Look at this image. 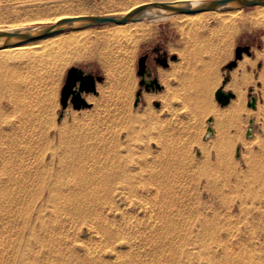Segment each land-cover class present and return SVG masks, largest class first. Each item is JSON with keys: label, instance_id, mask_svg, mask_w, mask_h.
I'll use <instances>...</instances> for the list:
<instances>
[{"label": "rangeland", "instance_id": "rangeland-1", "mask_svg": "<svg viewBox=\"0 0 264 264\" xmlns=\"http://www.w3.org/2000/svg\"><path fill=\"white\" fill-rule=\"evenodd\" d=\"M135 1L139 0H0V26L18 23L23 19H32L40 13H53L57 9H91L95 10L94 12H99L104 8L122 7ZM242 9L226 21L219 20L216 12L202 13L198 20L185 23L182 27H179L175 22L179 20L180 16H183L181 18L186 17L185 13L146 19L142 20L139 29L134 25L126 26L127 29L132 28L134 36L119 39L100 35L107 28L115 26L116 23L89 26L78 31L68 29L55 36L47 37L46 40L43 39L44 41H38L40 42L38 45L9 50L6 52L9 56H0V175L3 177L2 181L0 180V183L2 182L0 194L2 192V194L10 196L7 198L1 194L0 197V217L4 213L3 218H0V244H2L0 259H3L0 262L2 264H14L15 262L17 264L19 259L22 260L23 251L34 253L36 250L34 255L37 257L32 258L33 253H31V259L27 255V259H23L20 263L42 264L46 261L43 264H83L87 261L85 264H124L127 260L125 264H139V261H141L140 264H145L148 260L147 264H157V261L160 260L159 264H210L211 262L213 264H230V262L236 264V261L238 264H264V176L262 175L264 174V6L258 5ZM254 18L257 21H251ZM81 31L84 32V36L80 33ZM246 44L251 46V52H244L243 57L238 59L237 65L229 69L227 65L236 59L237 46ZM145 53L149 54L147 63L152 75L157 76L163 85L160 90L148 91L140 83L139 59ZM173 55H177V57L173 58ZM164 56L168 58L167 65L157 61V58ZM244 56H249L250 59L244 66H241L239 62ZM72 67H78L83 72L94 76L96 80V91H83V96L88 102L85 107L76 108L70 102L66 108H63L61 103L62 88L66 82L68 71ZM98 76H103V79L99 80ZM239 84L244 94L240 102L233 104L232 100L229 104L222 105L217 100L215 93L219 87L224 85L226 91H233L238 95ZM140 89H142L141 99L136 103L137 92ZM176 93H179V100L174 99L178 97ZM251 93L257 98L256 107L248 105ZM147 94L153 97L150 99ZM210 118H212V122L209 121ZM252 119L253 123H251ZM250 126L253 128V133L249 136L247 132ZM209 127L213 128V132L211 135L205 136ZM170 147L173 151L175 150L173 154ZM239 147L241 148L240 156H237ZM163 149H165V153ZM207 152H209V156H207ZM162 156L164 158L161 160ZM164 159L166 162L169 161L170 165L166 164ZM175 159H178L179 163ZM174 161L175 163H172ZM77 163L80 164V172L82 173L83 170L85 173H77L79 171ZM9 166L12 167V170L9 169ZM20 167L23 168V172ZM13 168L17 171H14ZM175 168L177 169L175 170ZM259 168L263 170L261 171ZM36 169L40 171L36 173ZM171 169L172 171H170ZM178 169L179 173H177ZM8 170L12 172L15 179L17 176L24 177L17 178L18 182L14 180L10 188V191L15 189L12 191L13 193L7 192L5 176ZM117 170L120 171L119 175ZM174 170L175 172H173ZM68 171H72V173L68 174ZM90 171L91 173H89ZM141 171L145 173L142 174ZM259 171L262 181L259 180L261 175L258 177L259 174H257ZM25 172L26 174H24ZM93 172L97 174L95 177ZM111 172L121 176V179L117 177L116 181L114 177L113 179L109 178L113 176ZM138 173L144 176H139ZM148 173H151L152 176H149ZM130 174L136 177L132 180ZM160 174L161 177L158 178L157 176ZM174 175L175 177L179 176L177 180L176 178L170 179L174 178ZM88 176L90 177L85 179ZM97 178L99 180L102 178L105 182L104 180L99 181ZM30 179L32 180L29 181ZM59 179H62L60 181L65 180L60 183V185L64 184V190L61 191L62 196L58 195V198H55L57 200L55 204L60 206L63 201H68L59 199L75 195L71 196V200L72 203L75 202L78 205L74 207L75 204L68 203V207H73L70 208L71 212L68 210L71 214L65 223V213L62 212L54 217L52 213L49 214L48 210L41 207L45 203L47 206V201L50 206L53 202L49 201V199L51 200L49 193L40 192L43 191L44 186H49L44 184L51 183L50 185H52L53 182H60ZM111 179L114 182L111 183ZM161 179L164 181H158ZM168 179L171 181H167L169 185L166 183ZM70 180L72 181L70 182ZM85 180L87 185L76 186L79 182L84 184ZM127 180L129 181L127 182ZM152 181L155 182V185ZM22 183L25 187H22ZM41 183L43 186L40 185ZM160 183H163V188ZM121 184L126 189L125 192L129 191L131 195L134 194L135 204L149 202L150 199L149 203L153 204V208H158L156 211L153 209L156 213L151 212L152 219L149 215L145 216L133 209L128 210L126 216L130 213L128 217H132L130 220L136 225H131L126 217L121 216L119 208L126 207L124 199H120L122 196L117 190L120 189ZM37 185L42 189L40 190ZM113 185L114 188H112ZM156 185L157 187H155ZM149 186L154 188L150 189ZM30 187L34 189L33 195V189ZM106 187L110 189L108 188V190ZM130 189L134 190H132L133 194ZM154 189L157 191L155 192L157 196L152 194ZM172 189L174 192L171 193L174 194L170 193L173 191ZM28 190L31 192L29 193ZM37 190L39 193H36ZM159 190L160 192H158ZM163 190L165 192L162 195ZM166 191V196L171 200L166 196L165 200L168 201L162 198ZM129 192L123 194V197L127 194L130 195ZM115 194H118L117 197ZM160 194L162 197L158 196ZM15 195L16 197H13ZM145 195L149 199L145 198ZM82 196H84V200ZM135 200L140 201L136 202ZM42 201L45 202L43 205ZM169 201H172L173 205L174 203L178 205L173 206ZM110 203L115 209L109 212L106 208ZM166 204L174 208L169 209ZM162 206L168 210L161 209ZM79 208L83 213H80ZM15 209L19 211L16 212ZM83 209L88 211L85 210V212ZM40 210L41 212L44 210L45 217L49 216L48 219L44 217V223L40 218L43 213ZM170 210H173L174 214L173 211L171 214ZM163 211L172 218L176 216L174 219H176V223L179 221L178 225L173 223L170 216H165ZM132 214L135 217L131 216ZM36 215L37 219L40 218L39 220L35 219ZM104 215L106 216L104 217ZM158 215L161 217L158 218ZM153 216H155L154 219ZM10 218L13 222L10 221ZM98 218L99 220H97ZM160 219H163L164 222L162 223ZM138 221L141 222L140 225ZM95 222L100 223L99 226L98 223L96 224V230L101 233L103 239L99 242L97 231L89 227L90 224L95 225ZM167 223L170 231L167 230ZM33 224H37V226ZM31 225L41 232H37L35 227L31 228ZM46 225L47 227L56 225L54 227L55 236L61 234V241L64 234H69L67 242H63L62 246L57 245V240L53 244L55 246L50 251V255L53 252L56 254H53V260L50 263L44 258V256L47 258L46 254L49 253L43 252L46 245L42 247L39 244L37 246V243L32 241V236L36 237L37 233L40 235V233L46 232L45 229L48 230L49 227L47 228ZM107 225L108 227H106ZM109 225L112 226L111 229ZM133 226H136V229ZM173 227L175 229H172ZM10 228L12 231L14 229L13 233L10 232ZM165 229L167 232H164ZM29 231L31 234L35 231L36 236L31 235ZM143 231L145 232L143 233ZM23 233L29 239L24 238L25 235H22V238L19 237ZM161 233L162 235H159ZM167 233H170L171 236H169L170 234L166 235ZM141 234L145 238H142ZM15 235H17V238L15 237L17 240H14ZM146 236L149 237H147V241ZM160 237H163L165 242ZM170 237H173V240ZM108 240L110 241L108 242ZM125 240L131 242L130 246H126L129 243H126ZM167 240L168 242H166ZM8 241L13 242L9 244ZM26 241L32 244V248L28 249L29 244H26L27 247H21L25 246ZM157 241L159 242L157 243ZM14 242L17 246L21 245L18 248L20 247L22 253L18 248H15L17 246H14ZM5 243L6 246H4ZM35 243L36 245H33ZM213 243L214 245H211ZM111 245L115 246L113 250L110 249L113 248ZM33 246L39 249L36 247L33 249ZM213 246L216 248L214 249ZM211 248L215 250L214 253ZM60 250L62 251L60 252ZM37 252L39 257L42 256L40 259H38ZM175 252L178 254L175 255ZM81 256L85 258L83 259ZM74 257L79 259L76 260ZM15 258H19L18 261ZM142 258L146 261H143ZM209 258L212 259L211 262H209ZM153 260L156 263L155 261L152 263ZM162 260H167V263ZM203 260L208 262L205 261V263ZM214 260L215 262H213Z\"/></svg>", "mask_w": 264, "mask_h": 264}, {"label": "bare ground", "instance_id": "bare-ground-1", "mask_svg": "<svg viewBox=\"0 0 264 264\" xmlns=\"http://www.w3.org/2000/svg\"><path fill=\"white\" fill-rule=\"evenodd\" d=\"M161 1H176V0H161ZM150 2H153V1H150ZM150 2L147 1V0H139V1H135V2H133V3H131V4H128V5H126V6H122V7H108V8H104V9H102V10L99 11V12H94L95 10H91V9H72V8L70 9V8H66V6H63V8H66V9H61V10H58V9H57V10H56L55 12H53V13H50V12H49L50 14H49V13H46V14H45V13H40L39 15H37V17L32 18V19H23V20L19 21L18 23H12V24H9V25H7V26H0V30H3V29L11 30V29H16V28H23V27H28V26H32V25L41 24V23H55V22H57V21H59L60 19H63V18H67V17H76V16H80V15L125 14V13L130 12L131 10H133L134 8H136V7L140 6V5H143V4H146V3H150ZM261 6H264V5H261ZM242 10H243L242 8H239V9H234V10H204V11H198V12L185 13L187 16L184 17V18H181V17H183V16H180L179 20H176L175 23H176L177 25H179V27H182L185 23L195 22L196 20H198V19L200 18V16H201L200 14H202V13H206V12H216V13L218 14L217 17L219 18V20H221V21H226V20H228L230 17L235 16V15L237 14V11H242ZM90 11H93V12H90ZM251 21L255 22V21H257V19L254 18V19H251ZM142 22H143L142 20H131V21H127V22L116 23V24H114L115 26H113L112 28H107V29H106L105 31H103L100 35H101V36H104V37H107V38H113V39H119V38H121V37L134 36V31L132 30V28L127 29L126 26H133V25H134L135 27H138L137 29H139V26H140V24H141ZM88 27H89V26H88ZM84 28L86 29V27H83V28H76V29H70V30H72V31H78V30H80V29H84ZM59 33H62V31H61V32L54 33V34L49 35V36H45V37H42V38H38V39H36V40H32V41H28V42H24V43H21V44H16V45H11V46L0 47V56H6V55L9 56V54L6 53V52L9 51V50H13V49H14V50H17V49L28 48V47H30V46L38 45V44L40 43V42H38V41H41V40L44 41L43 39L46 40L47 37H52V36H55V35H57V34H59ZM80 33L83 34V36L85 35L83 31H81ZM96 36H99V35H96ZM249 59H250L249 56H244V58L239 62V64H240L241 66H244L246 62H249ZM162 73H165V72L162 71ZM238 86H239V87H238V88H239V93H238V95H236V97H233V98L231 99V101L233 100V101L231 102V103H233V104H236V103L240 102V101L243 99V95H244V94H243V91L241 90V86H240V84H239ZM174 94H175V93H174ZM176 95H177L178 97H175L174 99H175V100H176V99L179 100V93H176ZM147 97H149V98L151 99L153 96L147 94ZM211 134H212V133H209V135H211ZM209 135H208V136H209ZM205 136H206V135H205ZM165 146H166V145H165ZM168 146H169V145H168ZM166 147H167V146H166ZM164 148H165V147H164ZM168 148H169V147H168ZM168 148H167V150H169ZM170 148H171V150H172V147H170ZM167 150H166V151H167ZM171 150H169V151H171ZM163 151H164V153H165V149H163ZM174 151H175V150H174ZM174 151L172 150V154H173ZM166 153H167V152H166ZM170 153H171V152H170ZM208 153H209V152H207V156H209ZM167 154H169V153H167ZM167 154H166V155H167ZM161 155H163V154H161ZM166 155H164V156H166ZM169 155H170V154H169ZM159 156H160V155H159ZM175 156H176V155H174V157H175ZM171 157H172V155H171ZM174 157H173V158H174ZM176 157H177V156H176ZM163 158H164V157L162 156L161 160H162ZM169 158H170V156H169ZM157 159H158V158H157ZM166 159H167V157H166ZM171 159H172V158H171ZM171 159H169V160H171ZM167 160H168V159H167ZM173 160H174V159H173ZM176 160L178 161V159H175V161H176ZM175 161L172 162V163H175ZM68 162H69V161H68ZM68 162H66V163H68ZM156 162H157V161H156ZM161 162H162V161H161ZM164 162H166L165 159H164ZM167 162H168V163H167ZM167 162H166V164H169V161H167ZM69 163H71V162H69ZM177 163H179V161H178ZM260 163L263 164L262 162H260ZM158 164H160V162H158ZM163 164L165 165V163H163ZM77 165H79L78 169L81 168V167H80V164L77 163ZM81 165H82V164H81ZM155 165H156V164H155ZM160 165H161V164H160ZM160 165H158V166H160ZM169 165H170V164H169ZM174 165L177 166V164H174ZM174 165H172V166H174ZM263 165H264V164H263ZM263 165H262V166H263ZM71 166H72V165H71ZM166 166H168V165H166ZM9 167H10L9 169L12 170V169H11L12 167H11V166H9ZM72 167L74 168V166H72ZM83 167H84V166H83ZM156 167H157V166H156ZM156 167H155V168H156ZM162 167H163V165H162ZM168 167H169V166H168ZM168 167H167V168H168ZM178 167H179V165H178ZM259 167H261V166H259ZM263 167H264V166H263ZM263 167H261V168H263ZM6 168H7V167H6ZM20 168H22V167H20ZM25 168H27V167H25ZM73 168H72V169H73ZM155 168H154V170H155ZM164 168H165V167H164ZM261 168H259V169H261ZM13 169H14V171H17V169H16V170H15V168H13ZM27 169H28V168H27ZM29 169H31V168H29ZM64 169H65V168H64ZM69 169H70V168H69ZM69 169H68V170H69ZM82 169H83V168H82ZM84 169H85V168H84ZM149 169H150V168H149ZM151 169H152V168H151ZM156 169H157V168H156ZM168 169H170V168H168ZM176 169H177V168H175V170H176ZM10 170H8V172L5 171V172H6V176H5L6 179H5V182H6L7 192L10 191L11 185H12V183L14 182V180H17V178H19V176H17V178L15 179V176L12 174V172H10ZM18 170H19V169H18ZM74 170H75V168H74ZM93 170H94V169H93ZM95 170H96V169H95ZM106 170L108 171V168H106ZM106 170H105V171H106ZM119 170H121V169H119ZM119 170H117V171H119ZM125 170H126V169H125ZM146 170H147V169H146ZM175 170H174L173 172H175ZM181 170H182V169H181ZM262 170H263V169H261V171H262ZM14 171H13V172H14ZM19 171H20V170H19ZM19 171H18V172H19ZM21 171L23 172V168H22ZM24 171H25V170H24ZM30 171L32 172V170H30ZM36 171H37V169H36ZM39 171H40V170H39ZM39 171H37L36 173H38ZM41 171H42V170H41ZM76 171H77V170H76ZM80 171H81V170L79 169V171H77V173L80 172ZM102 171H104V170H102ZM122 171H123V173H125L124 170H122ZM128 171H130V170L128 169ZM157 171H158V170H157ZM168 171H169V170H168ZM170 171H172V169H171ZM178 171H179V169L177 170V173H179ZM5 172L2 173V174L4 175ZM18 172H16V173H18ZM27 172H28V171H27ZM31 172H30V173H31ZM64 172H66V171H64ZM64 172H60V173H64ZM69 172L72 173V171H68L67 173L69 174ZM97 172H99V171H97ZM115 172H116V171H115ZM126 172H127V171H126ZM138 172H140V171H138ZM141 172H142V171H141ZM150 172H151V171H150ZM154 172H155V171H154ZM158 172H159V171H158ZM160 172H161V169H160ZM166 172H167V171H166ZM181 172H182V171H181ZM181 172H180V174H182ZM33 173H35V172H33ZM33 173H32V176H33ZM40 173H41V172H40ZM40 173H39V174H40ZM60 173H59V174H60ZM80 173H81V172H80ZM82 173H85V172H83V170H82ZM82 173H81V174H82ZM89 173H91V171H90ZM93 173H94V172H93ZM93 173H92V174H93ZM105 173H106V172H105ZM144 173H145V172H144ZM144 173L142 172V174H144ZM155 173H156V172H155ZM161 173H162V172H161ZM164 173H165V172H164ZM14 174H15V173H14ZM19 174H21V173L19 172ZM24 174H26V172H25ZM27 174H28V173H27ZM39 174H38V175H39ZM41 174H42V173H41ZM73 174H75V173H73ZM81 174H80V175H81ZM92 174H91V175H92ZM94 174H95V173H94ZM94 174H93V175H94ZM100 174H101V173H100ZM108 174H109V172H108ZM111 174H113V173L111 172ZM111 174H110V175H111ZM119 174H120V171L118 172V175H119ZM126 174H127V173H126ZM132 174H133V173H132ZM132 174H130V177H131V179L133 180V178L136 177V176L133 177V175H135L136 173L133 174V175H132ZM138 174H139V173H138ZM140 174H141V173H140ZM140 174H139V176H142V177L144 176V175H140ZM148 174H149V173H148ZM150 174H151V173H150ZM150 174H149V176H152V175H150ZM152 174H154V173L152 172ZM170 174H171V172H170ZM174 174H176V173H174ZM257 174H259L258 177H260V175H261V174H260V171H259V173H257ZM17 175H18V174H17ZM38 175H37V176H38ZM60 175L62 176V174H60ZM65 175H66V173H65ZM71 175H72V174H71ZM76 175H77V174H76ZM96 175H97V174H95L94 177H95ZM98 175H99V174H98ZM102 175H103V174H102ZM102 175H101V177H102ZM128 175H129V174H128ZM136 175H137V174H136ZM145 175H146V174H145ZM168 175H169V173H168ZM168 175H167V176H168ZM178 175H179V174H178ZM262 175L264 176V174H262ZM262 175H261V178H260V179L258 178V179L261 180V181H262ZM37 176H36V177H37ZM39 176H40V175H39ZM73 176H74V175H73ZM78 176H79V175H78ZM78 176H76V177H78ZM104 176H105V175H104ZM115 176H116V177H115ZM149 176H148V177H149ZM156 176H157V175H156ZM164 176H165V174H164ZM172 176H173V174H172ZM5 177H4V178H5ZM29 177H30V176H29ZM62 177H63V176H62ZM81 177H83V176H81ZM84 177H85V176H84ZM89 177H90V176L86 177L85 179H88ZM105 177H106V176H105ZM113 177H114V179H116V181H117V177H118L119 179H121V176L119 177V176H117V174H116V175L113 174V176H112V177H109V178H112V179H113ZM124 177H125V176H124ZM127 177H128V176H127ZM154 177H155V176H154ZM157 177H158V178L161 177V174H160V176H157ZM170 177H171V176H170ZM177 177H179V176H177ZM177 177H175V175H174V178L171 177L170 179H171V180H174V179L176 178V180H177ZM1 178H3V177H1V175H0V180H1ZM20 178H24V177H20ZM20 178H19V179H20ZM25 178H26V177H25ZM30 178H31V177H30ZM32 178H33V177H32ZM60 178H61V177H60ZM66 178H67V177L65 176V179H66ZM73 178H75V177H73ZM78 178H79V177H78ZM91 178H93V177H91ZM98 178H99V177H98ZM98 178H97V180H99ZM145 178H146V176L144 177V180H145ZM151 178H152V177H151ZM151 178H150V179H151ZM162 178H163V176H162ZM39 179H40V178H39ZM63 179H64V178H63ZM75 179H76V178H75ZM81 179H82V178H81ZM83 179H84V178H83ZM105 179H106V178H105ZM112 179H111V183L114 182V181H112ZM119 179H118V180H119ZM127 179H128V178H127ZM131 179H130V180H131ZM140 179H141V178H140ZM150 179H149V180H150ZM152 179H155V178H152ZM152 179H151V180H152ZM164 179H167V178L164 177ZM170 179L166 180V183H167V181H169ZM27 180H28V179H27ZM27 180H26V181H27ZM31 180H32V179H30L29 181H31ZM35 180H36V178H35ZM60 180H62V179H59V181H60ZM94 180H95V179H94ZM101 180H102V178H101L99 181H101ZM103 180H104V179H103ZM103 180H102V181H103ZM122 180H123V179H122ZM122 180H121V181H122ZM125 180H126V179H125ZM155 180H156V179H155ZM155 180H154V181H155ZM1 181H2V180H1ZM3 181H4V180H3ZM24 181H25V179H24ZM43 181H44V180H43ZM57 181H58V180H57ZM64 181H65V180H64ZM64 181H60V182H58V183H57V182H56V183L53 182L52 185H50L51 183H50V184H46V183H45L44 185H49V186H48V187H47V186H44V189H42L41 186H38V185H37V186L39 187L40 190H41V189L43 190V191H40V192H45V191H46L47 193H49V194H50V197H49V198H51V200L49 199V201H51V202L53 201V202H52V205L50 206V205H49L50 203H48V201L45 199V200L47 201V204H48V205L45 206V205H46V203H45L46 201L43 200V201H45V202L42 201V203H41V202H40V203H41L42 205H43L44 203H45V204H44L43 206H41V205H40V206H41L42 208L48 210L49 214L52 213L53 216H54V215L57 216V215H59V214L62 213V212L65 213V219H64V223H65V220H66L67 218H69V215L71 214V213L68 212V210L70 211V208L73 207V206H71V205H70L71 207H68V203H69V204L72 203L71 196H75V195H71V196L67 197V194H66V197H67V198L63 199V197H62V199H59V200L61 201V200H66V199H67L68 202L63 201V203L60 204V206H58V204H55V202L57 201L56 199L58 198L57 196H58V195H61V194H62L61 191L64 190V186H63L64 184H63V185L61 184V185L63 186V188H62V186L60 185V183H62V182H64ZM71 181H72V180H70V182H71ZM79 181H80V180H79ZM108 181L110 182V179H108ZM121 181H120V182H121ZM128 181H129V180H127V182H128ZM146 181H147V180H146ZM146 181H145V183H146ZM158 181L161 182V181H164V180L161 179V180H158ZM17 182H18V180H17ZM67 182H68V181H67ZM76 182H78V181H76ZM83 182H84V181H83ZM87 182H88V181H87ZM92 182H93V181H92ZM104 182H105V180H104ZM118 182H119V181H118ZM133 182H134V181H133ZM142 182H143V181H142V179H141V184L143 185ZM152 182H153V181H152ZM155 182H156V181H155ZM155 182H153V183H154L153 185H155ZM169 182H171V181H169ZM172 182H173V181H172ZM263 182H264V181H263ZM1 183H2V182H1ZM1 183H0V184H1ZM20 183H21V182H20ZM20 183H19V184H20ZM28 183H29V182L27 181V185H29ZM90 183H91V181H90ZM93 183H94V182H93ZM93 183H92V184H93ZM95 183H96V182H95ZM98 183H99V182H98ZM98 183H97V184H98ZM129 183H130V182H129ZM129 183H128V184H129ZM163 183H165V182H163ZM163 183H160L161 186H162ZM166 183H165V185H166ZM17 184H18V183H17ZM30 184H31V183H30ZM85 184H86V180H85L84 184L79 182L78 184H76V186H83V185H85ZM88 184H89V183H88ZM99 184H100V183H99ZM99 184H98V185H99ZM102 184H103V183H102ZM108 184H109V183H108ZM108 184H107V185H108ZM114 184H117V183H114ZM134 184H135V183H134ZM167 184H168V183H167ZM262 184H263V183H262ZM1 185H2V184H1ZM3 185H5V184H3ZM23 185H24V184L22 183V187H25V186H23ZM27 185H26V186H27ZM33 185H34V183H33ZM40 185L43 186V183H41ZM70 185H71V184H70ZM86 185H87V184H86ZM90 185H91V184H90ZM94 185H95V184H94ZM100 185H101V184H100ZM111 185H112V184H111ZM123 185H125V184L123 183ZM142 185H141V186H142ZM144 185H145V184H144ZM157 185H158V184H157ZM157 185H156L155 187H157ZM165 185H164V187H165ZM168 185H169V184H168ZM263 185H264V184H263ZM13 186H14V185H13ZM20 186H21V185H20ZM30 186H31V185H30ZM72 186H73V185H72ZM76 186H75V187H76ZM120 186H121L120 189H117V190H119V195L122 196V198H120V199H121V200L124 199V204H125V206H126L125 208H124V207L119 208L118 211H119V213L121 214V216L124 217V218L126 217V218L128 219V221H130V224L132 225L133 222H131V220H130V219H132V217H130V218L128 217V216L130 215V213H128V216H126V215H127V211H128V210L130 211V209H131V210L133 209V210H135V211L138 212V213H142V214H144L145 216L149 215V217L152 219L151 212L154 211V210L156 211L158 208H157V206H154V207H156L157 209H154V208H153V204L151 205V204L149 203V202H150L149 197L146 196V195L144 196L145 198L147 197V199H149V200H148L149 202L145 201L144 203H139V205H137L138 203L135 204V202H134V198H133V195H134V194H133V192H132L133 189H130V191L132 192L133 195H131V193H130L129 191H127V192L130 193V195L127 194V195H125V197H123V194H125V193H127V192H125L126 189H124V188L122 187V184H121ZM130 186H131V185H130ZM135 186H136V185H135ZM166 186H167V185H166ZM1 187H2V186H1ZM4 187H5V186H4ZM6 187H5L4 189H6ZM15 187H16V186H15ZM40 187H41V188H40ZM103 187H104V186H103ZM109 187H110V186H109ZM109 187H108V188H109ZM114 187H115V186L113 185L112 188H114ZM124 187H125V186H124ZM136 187H137V186H136ZM146 187H147V186H146ZM146 187H145V188H146ZM151 187L154 188L153 186H151ZM167 187H168V186H167ZM263 187H264V186H263ZM30 188H31V187H30ZM30 188H29V189H30ZM69 188H70V187H69ZM72 188H74V187H72ZM76 188L78 189V187H76ZM76 188L74 189V191L76 190ZM84 188L87 189L86 187H84ZM108 188L106 187V189H108ZM116 188H117V186H116ZM118 188H119V187H118ZM132 188H133V187H132ZM142 188H144V187H142ZM149 188H150V186H149ZM152 188H150V189H152ZM162 188H163V186H162ZM173 188H174V187H173ZM19 189H20V187H19ZM22 189L24 190V188H22ZM31 189H33V187H32ZM80 189H81V188H80ZM99 189H100V187H99ZM103 189H104V188H103ZM109 189H110V188H109ZM109 189H108V190H109ZM147 189H148V188H147ZM164 189H165V188H164ZM166 189H167V188H166ZM170 189H171V188H170ZM11 190L13 191V190H15V189H11ZM72 190H73V189H72ZM87 190H88V189H87ZM114 190H115V189H114ZM136 190H137V189H136ZM154 190H155V189H154ZM157 190H158V189H157ZM160 190H161V189H160ZM160 190H159L158 192H160ZM168 190H169V189H168ZM172 190H173V189H172ZM1 191H2V190H1ZM12 191H10V192H12ZM25 191H27L26 188H25ZM28 191H29V190H28ZM66 191H67V188H66ZM69 191H70V190H69ZM78 191H80V190L78 189ZM85 191H86V190H85ZM106 191H107V190H106ZM115 191H116V190H115ZM115 191H114V192H115ZM133 191H134V190H133ZM147 191H148V190H147ZM3 192H4V191H3ZM14 192H15V191H14ZM17 192H18V191H17ZM20 192H21V190H20ZM30 192H31V190L29 191V193H30ZM33 192H34V189H33V191H32V195H33ZM67 192H68V191H67ZM72 192H73V191H72ZM87 192H88V191H87ZM87 192H86V193H87ZM91 192H92V191H91ZM124 192H125V193H124ZM155 192H157V191L155 190L154 192H152V194H155ZM163 192H165V190L162 191V195H163ZM171 192H174V190H173V191H170V193H171ZM12 193H13V192H12ZM15 193H16V192H15ZM15 193H14V194H15ZM18 193H19V192H18ZM22 193H23V192H22ZM26 193H27V192H26ZM36 193H39V190H37ZM63 193H64V192H63ZM70 193H71V192H70ZM79 193H81V192H79ZM82 193H83V192H82ZM92 193H93V192H92ZM109 193H110V192H109ZM116 193H118V191H116ZM134 193H135V192H134ZM136 193H137V192H136ZM143 193H144V192H143ZM148 193H149V192H147V194H148ZM1 194H2V192H1ZM1 194H0V197H1ZM3 194L5 195V193H3ZM3 194H2V196H3ZM23 194H24V193H23ZM49 194H48V195H49ZM68 194H69V192H68ZM74 194H76V193H74ZM110 194H111V193H110ZM141 194H142V193H141ZM157 194H158V193H157ZM171 194H174V193H171ZM10 195H11V193H10ZM20 195H22V194H20ZM36 195H37V194H36ZM64 195H65V193H64ZM87 195H88V193H87ZM90 195H91V194H90ZM116 195H118V194H115V196H116ZM135 195H136V194H135ZM142 195H143V194H142ZM148 195H149V194H148ZM155 195H156V194H155ZM162 195L160 194V195H158V196H159V197H160V196L162 197ZM166 195H167V191H166V194L162 197V198H164V200H165V198L167 197ZM5 196H6V195H5ZM61 196H62V195H61ZM61 196H60V197H61ZM84 196H86V195H84ZM84 196H82V199H83ZM104 196H105V195H104ZM104 196H103V197H104ZM112 196H113V195H112ZM115 196H114V197H115ZM120 196H119V197H120ZM156 196H157V195H156ZM165 196H166V197H165ZM168 196H169V195H168ZM171 196H172V195H171ZM173 196H175V195H173ZM6 197L8 198V197H10V196H6ZM11 197H12V196H11ZM13 197H16V195L13 196ZM13 197H12V200H13ZM20 197H21V196H20ZM80 197H81V196H80ZM107 197H108V196H107ZM110 197H111V196H110ZM116 197H117V196H116ZM116 197H115V198H116ZM141 197H142V196H141ZM153 197H154V196H153ZM159 197H158V198H159ZM169 197H170V196H169ZM47 198H48V196H47ZM53 198H54V199H53ZM55 198H56V199H55ZM72 198H73V197H72ZM101 198H102V197H101ZM104 198H105V197H104ZM104 198H103V199H104ZM108 198H109V197H108ZM139 198H140V195H139ZM150 198H151V197H150ZM167 198H168V197H167ZM171 198H172V197H171ZM173 198H174V197H173ZM176 198H177V195H176ZM9 199L11 200V198H9ZM52 199H53V200H52ZM109 199H110V198H109ZM109 199H108V200H109ZM118 199H119V198H118ZM141 199H142V198H141ZM147 199H146V200H147ZM152 199H153V198H152ZM152 199H151V201H152ZM160 199H161V198H160ZM168 199H170V198H168ZM7 200H8V199H7ZM12 200H11V201H12ZM14 200H15V199H14ZM16 200H17V198H16ZM18 200H19V198H18ZM73 200H76V199H73ZM77 200H78V199H77ZM83 200H84V199H83ZM83 200H82V201H83ZM85 200H86V199H85ZM99 200H100V199H99ZM104 200H105V199H104ZM104 200H103V201H104ZM111 200H112V199H111ZM142 200H143V199H142ZM142 200H141V201H142ZM153 200H155V198H154ZM164 200H163V201H164ZM170 200H171V199H170ZM172 200H173V199H172ZM174 200H176V199H174ZM177 200H178V199H177ZM177 200H176V201H177ZM1 201H3V200L1 199ZM60 201H58V203H60ZM82 201H81V203H82ZM95 201H96V200H95ZM100 201H101V200H100ZM100 201H97V202L99 203ZM106 201H107V200H106ZM115 201H117V199H115ZM135 201H136V200H135ZM139 201H140V200H138V201H136V202H139ZM143 201H144V200H143ZM163 201H161V202H163ZM165 201H168V200L166 199ZM165 201H164V202H165ZM5 202H6V201H5ZM79 202H80V199H79ZM93 202H94V200H93ZM110 202H111V201H110ZM112 202H114V201L112 200ZM121 202H123V201H121ZM156 202H157V200H156ZM156 202H155V204H156ZM171 202H172V201H169V203H171ZM174 202H175V201H174ZM2 203H3V202H2ZM8 203H9V202H8ZM10 203H11V202H10ZM13 203H14V202H13ZM56 203H57V202H56ZM76 203H77V202H76ZM95 203H96V202H95ZM98 203H97V205H98ZM157 203H158V202H157ZM169 203H167V204L169 205ZM172 203H173V202H172ZM172 203H171V205H173ZM15 204H16V203H15ZM15 204H13V205H15ZM72 204L74 205L75 202H73ZM78 204L80 205V203H78ZM83 204H84V203H83ZM104 204H105V203H104ZM108 204H109V203H108ZM113 204H114V203H113ZM155 204H154V205H155ZM159 204H160V203H159ZM167 204H166V206H167ZM175 204H177V203H174V205H175ZM7 205H8V204H7ZM94 205H95V204H94ZM97 205L95 206L96 208H97ZM100 205H101V204H100ZM105 205H106V204H105ZM157 205H158V204H157ZM162 205H163V204H162ZM171 205H170V206H171ZM174 205H173V206H174ZM177 205H178V204H177ZM3 206H5V205H3ZM9 206H10V204H9ZM9 206H7V207L9 208ZM38 206H39V204H38ZM44 206H45V207H44ZM76 206H78V205L75 204L74 207H76ZM89 206H90V205H89ZM102 206H104V205H102ZM102 206H101V207H102ZM160 206H161V204H160ZM173 206H172V207H173ZM175 206H176V205H175ZM11 207H14V206L11 205ZM11 207H10V208H11ZM87 207H88V206H87ZM167 207H169V206H167ZM172 207H169V209H171ZM4 208H6V207H4ZM4 208H3V209H4ZM80 208H81V207H80ZM80 208H79V209H80ZM83 208H84V207H83ZM92 208H93V207H92ZM92 208H91V209H92ZM102 208H103V207H102ZM104 208H105V207H104ZM173 208H174V207H173ZM173 208H172V209H173ZM178 208H179V207H178ZM178 208H177V209H178ZM11 209H12V208H11ZM13 209H14V208H13ZM37 209H38V208H37ZM40 209H41V208H40ZM88 209H89V208H88ZM91 209H90V210H91ZM93 209H94V208H93ZM98 209H99V208H98ZM106 209L110 212V211H113L115 208H114V206L111 205V203H110L109 207L107 206ZM153 209H154V210H153ZM161 209H165L166 211L168 210V208L166 209L165 206H162ZM6 210L8 211V209H6ZM15 210H16V212L19 211V210L17 211V209H15ZM41 210H42V209H41ZM41 210H40V212H41ZM71 210H72V209H71ZM73 210H74V209H73ZM83 210H84V209H83ZM85 210H87V209H85ZM85 210H84V211H85ZM99 210H101V209H99ZM99 210H97V211H99ZM104 210H105V209H104ZM165 210H164V211H165ZM43 211H44V210H43ZM43 211H42V212H43ZM75 211H76V208H75ZM77 211H79V210H77ZM80 211H81L80 213H83V212H82V209H80ZM87 211H88V210H87ZM155 211H154V212H155ZM164 211H163V212H164ZM166 211H165V212H166ZM171 211H173V210H170V213H171ZM175 211H176V210H175ZM178 211H179V210H178ZM4 212H6V211H4ZM11 212H12V211H11ZM42 212H41V213H42ZM46 212H47V211H46ZM70 212H71V211H70ZM72 212H73V211H72ZM85 212H86V211H85ZM100 212H101V211H100ZM159 212H160V209H159ZM165 212H164L163 214H165ZM38 213H39V212H38ZM41 213H39V214H41ZM77 213H78V212H77ZM80 213H79V214H80ZM102 213H103V211H102ZM155 213H156V212H155ZM157 213H158V211H157ZM175 213H176V212H175ZM177 213H179V212H177ZM3 214H4V213H3ZM3 214H2V216H4ZM8 214H9V213H8ZM13 214H14V213H13ZM13 214H12V215H13ZM47 214H48V213H47ZM96 214H97V213H96ZM159 214H160V213H159ZM171 214H172V213H171ZM173 214H174V211H173ZM10 215H11V214H10ZM52 215H50V216H52ZM152 215H153V214H152ZM155 215H156V214H155ZM160 215H162V214H160ZM177 215H178V214H177ZM2 216H1V217H2ZM5 216L7 217V214H6ZM55 216H54V217H55ZM102 216H103V214H102ZM105 216H106V215H104V217H105ZM131 216H133V214H132ZM145 216H144V217H145ZM165 216H170V215H168V214L166 215V214H165ZM165 216L163 215V217H165ZM1 217H0V218H1ZM38 217H39V215H38ZM44 217H45V212H43L42 215H40V218H41V220L43 221V223H44L45 218L48 219L49 216H47L48 218H47V217L44 218ZM97 217H98V216H97ZM100 217H101V216H100ZM133 217H135V216H133ZM156 217H157V216H156ZM159 217H161V216L158 215V218H159ZM170 217L172 218V216H170ZM170 217H169V219L171 220ZM173 217H174V216H173ZM2 218H3V217H2ZM40 218H39V219H40ZM52 218H53V217H52ZM52 218H50V219L52 220ZM102 218H103V217H102ZM102 218H101V219H102ZM138 218H139V217H138ZM142 218H143V217H142ZM146 218H147V217H146ZM146 218H145V222H146ZM154 218H155V216H153V219H154ZM167 218H168V217H167ZM174 218H176V216H175ZM174 218H172V219H173V223H176V221H175L176 219H174ZM4 219L7 220L8 218H7V219L4 218ZM30 219H31V218H30ZM35 219H37V215H36V218H35ZM39 219H37V220H39ZM95 219H96V218H95ZM106 219H107V218H105V220H106ZM127 219H126V220H127ZM147 219H148V218H147ZM165 219H166V218H164V220H165ZM2 220H3V219H2ZM51 220H50V223H51ZM93 220H94V219H93ZM93 220H92V221H93ZM97 220H99V218H98ZM97 220H96V221H97ZM102 220H103V219H102ZM134 220H135V219H134ZM142 220H143V219H142ZM160 220H161V219H160ZM167 220H168V219H167ZM8 221H9V220H8ZM10 221H12V218H10ZM47 221H48V220H47ZM47 221H46V224H47ZM100 221H101V220H100ZM103 221H104V220H103ZM106 221H107V220H106ZM135 221H136V220H135ZM161 221H162V223L164 222L163 219H162ZM165 221H166V220H165ZM5 222H6V221H5ZM12 222H13V221H12ZM33 222H34V220H33ZM98 222H99V221H98ZM98 222H97V223H98ZM125 222H126V221H125ZM138 222H139V225H140L141 222H140V221H138ZM168 222H169V221H168ZM178 222H179V221H178ZM178 222H177V223H178ZM7 223H8V225L10 226L9 222H7ZM28 223H30V222H28ZM28 223H26V224L28 225ZM35 223H36V221H35ZM50 223H48V224H50ZM92 223H93V222H92ZM97 223L95 222V225H94V224H90L91 226H89V227H92L93 230L97 231V230H96V224H97ZM102 223H103V222H102ZM106 223H107V222H106ZM111 223H112V221L110 222V224H111ZM173 223H172V224H173ZM177 223H176V224H177ZM13 224H14V223H13ZM31 224H32V223H31ZM39 224H40V223H39ZM39 224H38V227H39ZM99 224H100V223H98V226H99ZM104 224H105V223H104ZM107 224H108V223H107ZM113 224H115V223H113ZM137 224H138V223H137ZM160 224H161V222H160ZM164 224H165V223H164ZM167 224H168V223H167ZM169 224H170V222H169ZM169 224H168V228H167V230L170 229ZM14 225H15V224H14ZM33 225H35V224H33ZM33 225H31V228L37 226V224H36L35 226H33ZM127 225H128V224H127ZM133 225H136V224H133ZM177 225H178V224H177ZM11 226H12V224H11ZM15 226H16V225H15ZM25 226H26V225H25ZM40 226H41V224H40ZM55 226H56V225H51V226L49 225V226H48L49 228H48L47 225H46V227L48 228V230L45 229L46 227H44V228L42 227L43 229L46 230L45 233H40V235H39V233H37L38 235L36 236V235L34 234V233H36V232L34 231L33 234H34L36 237L32 236V237H33V238H32L33 240H32L31 237H30V239H31L33 242H36V243H37V246H39V244H41L42 247L46 245L45 249L43 248L44 251H43V250H42V251H43V252H45V251H46V252H49L48 254H46L47 258L44 256V258L48 261V263H50V262L53 260L52 256H53V254H54L55 252H53V254L51 253L52 255H50V251L52 250V248H54L55 245H53V244L56 243V240H57V245H58V246H62V243H63V242L66 243V242H67V239L69 238V234H64V235H63V238H62V241H61V234L58 235V236H55V228H54ZM63 226H64V225H63ZM102 226H103V225H102ZM118 226H119V224H118ZM125 226H126V225H125ZM129 226H130V225H129ZM129 226H128V227H129ZM162 226H163V225H162ZM164 226H165V225H164ZM164 226H163V227H164ZM106 227H108V225H107ZM109 227H110V225H109ZM119 227H120V226H119ZM121 227H122V226H121ZM126 227H127V226H126ZM126 227H125V228H126ZM130 227H131V226H130ZM133 227H134V226H133ZM92 228H91V229H92ZM97 228H98V227H97ZM100 228H101V226H100ZM111 228H112V226L110 227V229H111ZM115 228H116V227H115ZM122 228H123V227H122ZM122 228H121V229H122ZM134 228L136 229V226H135ZM160 228H161V227H160ZM165 228H166V227H165ZM175 228H176V226H175ZM175 228L173 227L172 229H175ZM10 229H11V228H10ZM35 229L38 230V228H36V227H35ZM39 229H41V228H39ZM107 229H109V228H107ZM130 229L132 230L133 228H130ZM153 229H154V228H153ZM155 229H157V228L155 227ZM163 229H164V228H163ZM172 229H171V230H172ZM15 230H16V229H15ZM30 230H31V229H30ZM101 230H102V229H101ZM117 230H118V229H117ZM127 230H128V228L126 229V231H127ZM161 230H162V229H161ZM165 230H166V229H165ZM167 230L164 231V232H167ZM178 230H179V229H178ZM11 231H12V229L10 230V232H11ZM13 231H14V229H13ZM13 231H12V233H13ZM24 231H25V230L23 229V232H24ZM31 231H32V230H31ZM39 231L41 232V230H38L37 232H39ZM42 231H43V230H42ZM102 231H103V230H102ZM107 231H108V230H107ZM112 231H113V230H112ZM115 231H116V230H115ZM122 231H123V230H122ZM124 231H125V230H124ZM129 231H130V230H129ZM129 231H128V233H129ZM132 231H135V230H132ZM141 231H142V230H141ZM169 231H170V230H169ZM169 231H168V232H169ZM176 231H177V230H176ZM7 232H8V231H7ZM16 232H19V231H16ZM21 232H22V231H21ZM29 232H30V231H29ZM100 232H101V231H100ZM110 232H111V230H110ZM120 232H121V231H120ZM120 232H119V233H120ZM138 232H139V230H138ZM144 232H145V231H143V233H144ZM153 232H154V230H153ZM160 232H162V231H160ZM173 232H174V231H173ZM26 233H27V232H26ZM105 233H107V232H105ZM105 233H103V234H105ZM108 233H109V232H108ZM126 233H127V232H126ZM155 233H156V232H155ZM162 233H163V232H162ZM162 233L159 234V235H162ZM170 233H171V232H170ZM170 233H169V234H170ZM9 234H11V233H9ZM14 234H15V233H14ZM28 234H29V233H28ZM30 234H31V232H30ZM33 234H31V235H33ZM113 234H115V233H113ZM139 234H140V232H139ZM163 234H164V233H163ZM169 234L167 233L166 235H169ZM173 234H174V233H173ZM173 234H172V235H173ZM11 235H12V234H11ZM22 235H25V234L23 233V234H21V236H19V237L22 238V237H23ZM97 235H98V237H99V239H100V240H98V242L101 241V240H103V239H102V235H101V233H99L98 231H97ZM106 235H107V234H106ZM106 235H105V236H106ZM111 235H112V234H111ZM122 235H123V234H122ZM137 235H138V234H137ZM142 235H143V234H141V236H142ZM144 235H145V234H144ZM174 235H175V234H174ZM105 236H104V237H105ZM115 236H117V235H115ZM115 236H114V237H115ZM138 236H140V235H138ZM148 236H151V235H148ZM148 236H146V241H147V237H148ZM169 236H171V234H170ZM8 237H9V236H8ZM15 237L17 238V235L14 236V240L16 239ZM25 237H26L27 239H29L26 235L24 236V238H25ZM121 237H123V236H121ZM176 237H177V236H176ZM176 237H175V238H176ZM4 238H5V240H6V237H5V236H4ZM4 238H3V240H4ZM10 238H11V237H10ZM105 238H106V237H105ZM105 238H104V239H105ZM127 238H129V237H127ZM142 238H145V236H142ZM148 238H149V237H148ZM158 238H159V237H158ZM160 238H161V237H160ZM162 238H163V237H162ZM162 238H161V239H162ZM168 238H169V237H168ZM170 238H172V240H173V237H170ZM8 239H9V238H8ZM12 239H13V238H12ZM27 239H25V240H27ZM109 239H110V238H109ZM111 239H112V238H111ZM117 239L119 240V238H117ZM121 239H123V238H121ZM124 239H125V238H124ZM161 239H160V240H161ZM163 239H164V238H163ZM163 239H162V240H163ZM165 239H166V236H165ZM165 239H164V242H165ZM16 240H17V239H16ZM20 240H21V239H20ZM25 240H24V241H25ZM128 240H130V239H128ZM149 240H150V239H149ZM157 240H158V239H157ZM162 240L160 241V243L162 242ZM172 240H171V242H173ZM24 241H22V243H23ZM28 241H29V240H28ZM32 241H31V242H32ZM109 241H110V240H108V242H109ZM130 241H131V240H130ZM130 241H127V242H126V240H125L126 243H129V245H126V244H125V245H126V246H130V244H131V242H132V241H131V242H130ZM174 241H175V239H174ZM5 242H6V241H5ZM8 242H9V244H11L13 241H11V243H10V241H8ZM17 242H18V241H17ZM20 242H21V241H20ZM121 242H122V241H121ZM149 242H150V241H149ZM149 242H147V243H149ZM153 242H154V241H153ZM158 242H159V241H157V243H158ZM166 242H168V240H167ZM3 243H4V242H3ZM36 243L33 244V245H36ZM102 243H103V242H102ZM113 243H114V242H113ZM144 243H145V241H144ZM150 243H152V242H150ZM160 243H159V244H160ZM162 243H163V242H162ZM162 243H161V244H162ZM169 243H170V241H169ZM173 243H175V242H173ZM20 244H21V243H20ZM23 244H24V243H23ZM26 244H29V242L26 241V242H25V246H23V245H22V246H21V245H18V246H21V247L24 248V247H27V246H28V245L26 246ZM100 244H101V243H100ZM100 244H99V245H100ZM153 244H154V243H153ZM216 244H218V243L216 242ZM216 244H215V245H216ZM31 245H32V244H29L30 247H29L28 249L32 248ZM103 245H104V244H103ZM113 245H114V244H113ZM113 245H111V247H113ZM145 245H146V243H145ZM177 245H178V244H177ZM177 245H176V246H177ZM211 245H214V243L211 244ZM211 245H209V246L212 247ZM219 245H221V248H222V244L220 243ZM219 245H217V246H219ZM0 246H2V244H0ZM4 246H6V243H5ZM4 246H3V247H4ZM10 246H11V245H10ZM14 246H17V244H16L15 242H14ZM18 246L15 247V248H18ZM101 246H102V245H101ZM108 246H110V245H108ZM172 246H173V245H172ZM176 246H175V248H176ZM209 246H208V248H209ZM8 247H9V246H8ZM8 247H6V249H8ZM35 247H36V246H35ZM35 247L33 246V249H35ZM47 247H48V248H47ZM56 247H57V246H56ZM103 247H104V246H103ZM114 247H115V246H114ZM114 247H113V248H110V249L113 250ZM170 247H171V246H170ZM213 247H214V246H213ZM10 248H12V246H11ZM15 248H14V250H17V249H15ZM37 248H38V247H36V249H37ZM60 248H62V247H60ZM60 248H59V249H60ZM172 248H173V247H172ZM178 248H179V245H178ZM215 248H216V246L214 247V249H215ZM218 248H219V247H218ZM1 249H2V248H1ZM18 249H19L20 252H21L20 247H19ZM38 249H39V248H38ZM173 249H174V248H173ZM194 249H195V248H194ZM197 249H198V248H197ZM211 249H212V248H211ZM224 249H225V247H224ZM3 250H4V249H3ZM3 250H2V251H3ZM9 250H10V249H9ZM11 250H12V249H11ZM11 250H10V251H11ZM57 250H58V248H57ZM176 250H177V249H176ZM176 250H174V251H176ZM195 250H196V249H195ZM212 250H213V249H212ZM225 250H226V249H225ZM22 251H23V249H22ZM32 251H33V250H32ZM36 251H37V250H36ZM36 251H35V252H36ZM54 251H55V249H54ZM61 251H62V250H60V252H61ZM169 251H170V250H169ZM172 251H173V250H172ZM13 252H14V251L12 250V253H13ZM28 252H29V251H28ZM28 252H25V251H23V253L21 252V253H22V254H21V255H22V260H23V259H27V258H26L27 255L30 256L31 253H33V252H31V253H28ZM35 252H34V253H35ZM43 252H42V253H43ZM127 252H128V251H127ZM131 252H132V251H131ZM131 252H130V253H131ZM193 252H194V251H193ZM208 252H209V251H208ZM214 252H215V250H213V253H214ZM216 252H217V251H216ZM224 252H225V251H224ZM227 252H228V251H227ZM14 253H15V252H14ZM18 253H19V252H18ZM18 253H17V254H18ZM26 253H28V254H26ZM34 253H33V257L30 256V259H31V257H32V258L37 257V256L34 255ZM37 253H38V252H37ZM57 253H58V251H57ZM69 253H70V252H69ZM69 253H68V254H69ZM162 253H163V252H162ZM162 253H161V254H162ZM164 253H166V252H164ZM202 253H203V251H202ZM202 253H201V254H202ZM0 254H1V253H0ZM2 254H3V253H2ZM8 254H9V252H8ZM17 254H16V255H17ZM19 254H20V253H19ZM25 254H26V255H25ZM43 254H44V253H43ZM55 254H56V253H55ZM59 254H60V253H59ZM72 254H73V253H72ZM74 254H75V252H74ZM76 254H78V253L76 252ZM127 254H128V253H127ZM166 254H168V253H166ZM172 254H173V253H172ZM177 254H178V253H177ZM177 254H176V252H175V255H177ZM194 254H195V253H194ZM201 254H200V255H201ZM208 254H209V253H208ZM210 254H212V253H210ZM10 255H11V252H10ZM12 255H13V254H12ZM78 255H80V254H78ZM78 255H77V257H78ZM133 255H134V254H133ZM133 255H132V256H133ZM158 255H159V254H158ZM163 255H165V254H163ZM169 255H170V253H169ZM175 255H173V256H175ZM200 255H198V256H200ZM4 256H5V255H4ZM13 256H15V255H13ZM40 256H41V255H40ZM64 256H65V255H64ZM70 256H71V255H70ZM88 256H89V255H88ZM128 256H129V255H128ZM1 257H2V256H1ZM6 257H7V256H6ZM8 257H9V256H8ZM15 257H16V256H15ZM20 257H21V256H20ZM41 257H42V256H41ZM41 257H39V253H38V259H40ZM75 257H76V255H75ZM75 257H74V258H75ZM79 257H80V256H79ZM81 257H83V256H81ZM86 257H87V256H86ZM134 257H135V256H134ZM158 257H159V256H158ZM166 257H167V255H166ZM168 257H169V256H168ZM170 257H172V256H170ZM176 257H177V256H176ZM202 257H203V256H202ZM3 258H4V257H3ZM10 258H11V256H10ZM13 258H14V257H13ZM44 258H43V259H44ZM64 258H65V257H64ZM64 258H63V260H64ZM84 258H85V257H83V259H84ZM128 258H129V257H128ZM138 258H139V256H138ZM6 259H7V258H6ZM15 259H16V258H15ZM17 259H19V258H17ZM17 259H16V260H17ZM38 259L36 260L37 263H38ZM45 259H44V260H45ZM69 259H70V258H69ZM72 259H73V258L71 257V260H72ZM75 259H76V258H75ZM78 259H79V258H77L76 260H78ZM80 259H82V258H80ZM87 259H88V258H87ZM89 259H90V256H89ZM92 259H93V258H92ZM140 259H141V257H140ZM153 259H155V258H153ZM156 259H158V258L156 257ZM156 259H155V260H156ZM159 259H160V257H159ZM163 259H164V258H163ZM174 259H175V258H174ZM203 259H204V258H203ZM209 259H210V258H209ZM0 260L3 261V259H0ZM4 260H5V259H4ZM16 260H15V261H16ZM22 260L19 259V263H20V261H22ZM28 260H29V258H28ZM32 260H33V259H32ZM32 260H31V261H32ZM90 260H91V259H90ZM120 260H121V259H120ZM138 260H139V259H138ZM142 260H143V258H142ZM155 260H153L152 263H153ZM164 260H165V259H164ZM175 260H176V259H175ZM175 260H174V261H175ZM207 260H208V259H207ZM211 260H212V259H210V261H209V260H208V261L211 262ZM5 261H7V260H5ZM13 261H14V259H13ZM17 261H18V260H17ZM31 261H30V262H31ZM40 261H43V260H40ZM80 261H81V260H80ZM84 261H85V260H84ZM126 261H127V260H126ZM126 261H125V263H126ZM129 261H130V260H129ZM143 261H146V260L144 259ZM147 261H148V260H147ZM147 261H146L145 264H147ZM158 261H160V260H158ZM158 261H157V264L160 263V262L158 263ZM166 261H167V260H166ZM166 261H163V260H162V262H164V263H165ZM172 261H173V260H172ZM205 261H206V260H205ZM205 261L203 260V262H205ZM208 261H206V262H208ZM216 261H217V260H216ZM220 261H221V260H220ZM223 261H225V260H223ZM24 262H26V261H24ZM24 262H23V263H24ZM28 262H29V261H28ZM44 262H46V261H44ZM44 262H43V263H44ZM86 262H87V261H86ZM86 262H85V263H86ZM119 262H120V261H119ZM121 262H122V260H121ZM131 262H132V257H131ZM136 262H137V261H136ZM162 262H161V263H162ZM168 262H171V261H168ZM177 262H178V260H177ZM206 262H205V263H206ZM213 262H215V260H214ZM13 263H14V262H13ZM15 263H16V262H15ZM15 263H14V264H15ZM19 263L17 262V264H19ZM41 263H42V262H41ZM43 263H42V264H43ZM82 263H83V262H82ZM85 263H83V264H85ZM125 263H124V264H125ZM128 263H129V262H128ZM138 263L140 264L141 261H139ZM148 263H149V262H148ZM155 263H156V261H155ZM166 263H167V262H166ZM211 263H212V262H211ZM211 263H210V264H211ZM221 263H222V262H221ZM0 264H2V263L0 262ZM20 264H22V263H20ZM24 264H25V263H24ZM26 264H33V262H31V263H26ZM35 264H36V262H35ZM59 264H60V263H59ZM130 264H131V263H130ZM132 264H133V263H132ZM134 264H136V263H134ZM162 264H163V263H162ZM167 264H168V263H167ZM173 264H174V263H173ZM175 264H176V263H175ZM207 264H208V263H207ZM212 264H213V263H212ZM214 264H215V263H214ZM217 264H218V263H217ZM222 264H226V263H222ZM230 264H231V262H230ZM232 264H235V263H232ZM236 264H238L237 261H236Z\"/></svg>", "mask_w": 264, "mask_h": 264}, {"label": "water", "instance_id": "water-1", "mask_svg": "<svg viewBox=\"0 0 264 264\" xmlns=\"http://www.w3.org/2000/svg\"><path fill=\"white\" fill-rule=\"evenodd\" d=\"M258 5H264V0H176V1H154L140 5L125 14H101V15H80L76 17H67L60 19L55 23H41L23 28L3 29L0 30V47L21 44L24 42L36 40L54 33L68 30L83 28L88 26H100L109 23H120L131 20H146L169 16L179 13H191L204 10H234L239 8H248ZM250 45H239L236 48V59L231 61L227 67L229 69L237 65L238 59L243 57V53H250ZM148 53L143 54L139 59L138 73L141 76V85L146 90H160L163 88L162 83L157 76L152 75V71L147 63ZM177 55H173L176 58ZM157 61L167 65L168 58H157ZM99 80L103 76H98ZM227 79L224 81V85ZM224 85L216 90V98L222 104H229L231 99L236 96L233 91H226ZM83 91H96V80L94 76L83 72L78 67H72L68 71L66 82L62 88L61 103L66 108L71 102L74 107L81 108L88 105L83 96ZM142 89L137 92L136 103L141 99ZM248 105L257 106V98L253 93L250 94ZM212 122V118L209 119ZM253 123V119L251 120ZM213 132L209 127L208 133ZM253 128L250 126L247 135H252ZM241 148H238L237 156H240Z\"/></svg>", "mask_w": 264, "mask_h": 264}]
</instances>
